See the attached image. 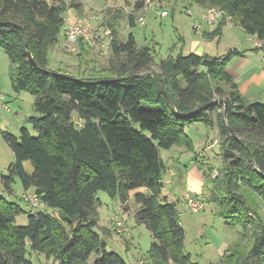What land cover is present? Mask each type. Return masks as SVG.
<instances>
[{"label": "trees", "instance_id": "1", "mask_svg": "<svg viewBox=\"0 0 264 264\" xmlns=\"http://www.w3.org/2000/svg\"><path fill=\"white\" fill-rule=\"evenodd\" d=\"M191 1L206 11L221 8L264 49V0ZM143 4L138 0L135 11ZM76 5L0 0V48L10 59L13 88L34 98L36 114L29 121L38 132L34 137L23 127L19 138L2 134L15 157L2 179L12 193L18 178L45 206L25 211L0 197V264H34L29 250L58 264H91L94 255L93 264H130L109 252L95 231L101 190L122 206L134 197L135 219L154 237L152 264H201L185 252L177 203L162 196L166 166L160 153L181 142L190 145L185 130L198 122L217 126L223 167L212 179L213 199L226 223L240 227L237 240L209 264H264V103L245 98L226 71L227 61L240 52L224 59L181 52L162 59L155 70L152 47L138 46L133 34L122 40L123 14L116 11L108 19L112 54L106 69H92L88 78L54 72L49 53L66 12ZM226 26L222 19L208 35L221 40ZM104 73L109 77H101ZM25 161L32 162L33 173ZM219 188L224 194L215 191ZM23 214L28 223L19 225Z\"/></svg>", "mask_w": 264, "mask_h": 264}, {"label": "rangeland", "instance_id": "2", "mask_svg": "<svg viewBox=\"0 0 264 264\" xmlns=\"http://www.w3.org/2000/svg\"><path fill=\"white\" fill-rule=\"evenodd\" d=\"M99 1L87 0L86 2L83 0L85 7L83 13H80L76 8L67 11L65 15L67 21L62 28L57 43L51 48L49 53L48 66L50 70L69 74L76 78H88L92 77V74H90L92 69L102 70L108 67L110 58L101 54L106 50L105 47H99L97 50L88 49L87 51H89L88 54L91 58L82 60L78 50L80 42L72 44L65 37L66 29L76 17H89L101 11L100 5L97 4ZM188 1L190 2V0ZM175 11L176 13L173 11V8L169 9V16L167 17H160L156 11H151L146 15L145 26L138 25L128 31V27H125L127 25L123 23L124 19H122V26H120L122 40H126L129 34L133 33L137 39L138 46L152 47L154 50L152 55L155 60L152 68L155 70H159L158 63L170 55L177 56L181 52L185 55L190 54V42L194 39L203 41L204 39L201 34L205 27L209 28L208 25L203 23L201 31L197 32L195 30V18L200 17L199 15L202 12L196 4L191 3L190 5L185 1H181L177 4ZM102 17H104V13ZM223 34H226V36L224 37ZM99 35L103 37V31ZM205 38L206 41L204 43L208 46L207 52L210 54H208L209 56L224 59L235 50L240 52V55L236 56L237 58L235 54L226 64V71L230 75H238L237 79L236 77L234 79L239 88L243 87V80L248 78L247 68L262 70L258 67L262 68L264 66V49H259L256 46V39L249 37L239 26L235 24L226 26L223 29L221 40L219 38ZM74 46L75 50L65 52L66 47L72 48ZM254 65L256 67H252ZM100 75L103 78L109 77V74L105 73ZM243 89L245 93L243 96L245 98L253 102L264 103V95L254 97V93L262 94L264 80L256 88L252 87L250 90ZM3 93L11 101L10 105L9 103L8 105L10 108L11 106L13 108L12 112L4 114L5 117H12L15 113L14 106L18 108V105L22 106L26 114L30 116L32 113H35L34 98L28 91L16 92L13 88L10 92L3 91ZM16 93H20V98L17 97ZM28 123H30L29 120L25 123V127L29 129L32 136H37L38 132L31 126V123ZM185 133L190 139V145L186 142H181L175 144L169 150L160 149L161 157L166 166L164 173L165 186L162 196L167 197L169 202L177 203L181 222H184L182 225L186 231L185 252L192 255L193 261L207 264L210 261H216L217 258L214 250L208 244L219 245L222 240L230 241L233 236H237L240 227L231 226L226 223V220L218 214L220 208L213 199L214 186L212 179L221 176L223 167L221 146L218 144L214 148L210 147L211 141L217 139L220 142L217 126L215 125L214 128H211L198 122L188 126ZM12 135L19 138L20 130L12 131ZM0 145L2 146L0 156V197L18 204L25 211H29L24 199L25 190L20 180L16 178L12 193L8 192L4 185L2 176H8V168L15 161V157L3 138H0ZM24 165L29 174L33 173L34 168L31 161H25ZM211 168H213L212 172ZM142 190L148 193L146 189ZM215 191L218 194L223 193L222 188ZM27 192L33 193L34 191L30 189ZM97 197L100 199L101 205L99 206L98 227L95 231L107 243V250L121 255L130 264H137L139 261H143V264H152L149 252L154 242V237L146 225L136 221L135 212L138 205L134 197L129 200L126 206H122L120 201L117 198H113L106 190L99 191ZM199 197L206 200L204 209L196 214L185 212V201ZM125 207H127V211H125ZM37 210L44 211L45 208ZM48 212L59 218L58 213H55L52 209H49ZM262 213L264 217V210ZM116 215L122 217L128 227L129 234L127 237H120L114 232L112 219ZM245 245L248 246L250 244L246 242ZM28 258L34 264H58L54 260H48L44 255L30 250ZM96 258L95 255L91 257L90 263H94Z\"/></svg>", "mask_w": 264, "mask_h": 264}, {"label": "crops", "instance_id": "3", "mask_svg": "<svg viewBox=\"0 0 264 264\" xmlns=\"http://www.w3.org/2000/svg\"><path fill=\"white\" fill-rule=\"evenodd\" d=\"M72 1H74L76 4H78V6L76 5L74 7L80 13L81 12L83 13V11L85 9L83 0H72ZM84 1L87 2V0H84ZM137 1L138 0H100L99 3H97V4L100 5V7H101V14H102V16H103V13H104V17H102V18H103V21L106 22V24H108V19L113 15L114 12H116V11L122 12L123 19H124L123 20V23H125V25H127L125 27H128V29H127V31H128L129 29H131V28L136 27V26L139 25V22H138V13L139 12L138 11H135ZM166 1L169 4H172L170 6V9L173 8V11L175 13L177 11V10L175 11V9L177 7V4H179V2H181V1H185L187 4H190V5H191V3L194 4L191 0H190L191 3L188 0H180L178 3H176L175 0H166ZM196 6H198V8L201 9L202 12L199 15V16H201L206 10L204 8H201L197 4H196ZM69 10H71V9H69ZM132 16L134 18V22L132 21V19H130V17H132ZM126 23H128V24H126ZM132 23H135V26H132ZM121 24H122V21H121ZM206 25H208V24H206ZM208 26H209V28L205 27L204 31L201 34L202 38L204 39L203 41L202 40H198V39H194V40H192L190 42L191 43L190 44V47H191V52L190 53H196L198 55H205V54L208 55L209 54L207 52L208 51V46H207V44L204 43L206 41L205 40L206 39L205 37L211 38L208 34L209 33H212L218 27V25H216V26L215 25H208ZM96 34L98 35V33H96ZM131 34H133V33H131ZM98 36H100V35H98ZM223 36L225 37L226 34L225 35L223 34ZM65 37H66V33H65ZM107 43H108V41H104L103 44L104 45L105 44L107 45ZM256 46H258L257 45V40H256ZM83 47H84V51H81L80 45L78 47V50H79L80 54L81 53H83V54L85 53L84 54L85 60L91 58V56H89V54H88V52H89V51H87L88 49L89 50L90 49H95V50L98 49L96 47L89 48L85 44H83ZM68 50L69 51L70 50H75V46L72 47V48L71 47H66L65 52L67 53ZM108 51H109L108 57L110 58V56L112 54L111 43L108 46ZM244 67L246 68L245 65H244ZM252 67H256V66L254 65ZM9 68H10V59H9L8 55L5 53V51L0 48V95H4L5 96V94L3 93V91H7V92L9 91L10 92L13 89L12 81H11V78H10V75H9ZM258 68L259 69H262V70L259 71L257 68L252 69L250 67L246 69L248 78H245L243 80V87L242 88L241 87L239 88L240 92L243 95L245 94L243 88H246V89H249L250 90L252 87L253 88H256L259 83H262L263 82V80H264V66L262 68H260V67H258ZM232 76L233 77H236V79L238 77V75L235 76L234 74H232ZM261 93L262 94H255L254 93V97H260V96L264 95V90ZM16 94H17V97L20 96V93H16ZM6 101L10 105L11 101L8 99V97L6 98ZM250 101H252V100H250ZM14 107H15L14 108L15 109L14 110L15 113L12 115V117H9V118L4 116V114H9V113H7V112H5V111H3V110L0 109V126L3 128V130H4L5 133L7 132V133L12 134V131H19V130H21V128L25 127V125H26L25 123L32 116H34L36 114V113L29 112V113H32L31 116H30L29 114H26V112L24 111V109L22 108V106L18 105V108H17V106H14ZM11 108H12V106H11ZM12 111H13V108H12ZM28 124H30V123H28ZM0 138H3V140H4V137L3 136L0 137ZM4 142L6 143L5 140H4ZM1 148H2V146L0 145V156H1ZM184 211L185 212H189L188 209H187V207L185 206V203H184ZM218 214H219V212H218ZM203 218H204V216H203ZM16 221H17V224H19V225H26L28 223V215L27 214H23V215L17 217ZM183 223L184 222H182V224ZM238 236H239V231H238L237 236H233L231 238L232 240L230 239V241H228V240H222L219 245H216V244L209 245L208 244V246L211 247L214 250V253H215L216 257H217L216 258V261L219 260L225 254V252L227 251V249L237 240ZM212 262H215V261H210L207 264L212 263ZM91 264H93V263H91Z\"/></svg>", "mask_w": 264, "mask_h": 264}, {"label": "built area", "instance_id": "4", "mask_svg": "<svg viewBox=\"0 0 264 264\" xmlns=\"http://www.w3.org/2000/svg\"><path fill=\"white\" fill-rule=\"evenodd\" d=\"M172 4H169L166 0H144L143 8L138 13V22L139 25H146V15L151 11H156L160 17L169 16V9ZM67 13V12H66ZM66 15V14H65ZM193 15V14H191ZM222 19L225 20L227 26H232L233 21L232 17L227 15L225 11H223L219 7H214L205 11L200 17L195 18V30L201 31L202 24L208 25H219ZM67 21V17L65 16V22ZM103 31V37L98 36L99 33ZM98 33V35L96 34ZM66 38L68 42L72 44H78L82 41L89 48H99L105 47L106 50L101 54L103 56H108V46L111 43L112 39V30L103 21L101 11L97 14L89 17H76L73 22L66 29ZM104 41H108L105 46ZM257 45L261 46V44L257 41ZM0 109L6 112H11V108L6 101V97L4 95H0ZM4 133L3 128L0 126V137ZM219 144V141L216 139L211 141L210 147L214 148ZM24 199L27 204V207L30 211H36L40 207H45L44 203L40 200L39 196L35 193L25 192ZM206 200L204 198H195V199H187L185 202V206L188 211L192 214H196L201 212L205 207ZM112 227L114 232L120 236L125 237L129 234V229L126 226L123 218L119 215H116L112 219Z\"/></svg>", "mask_w": 264, "mask_h": 264}, {"label": "bare ground", "instance_id": "5", "mask_svg": "<svg viewBox=\"0 0 264 264\" xmlns=\"http://www.w3.org/2000/svg\"><path fill=\"white\" fill-rule=\"evenodd\" d=\"M12 111V110H11ZM6 112V111H5ZM40 208H42V207H40Z\"/></svg>", "mask_w": 264, "mask_h": 264}, {"label": "clouds", "instance_id": "6", "mask_svg": "<svg viewBox=\"0 0 264 264\" xmlns=\"http://www.w3.org/2000/svg\"><path fill=\"white\" fill-rule=\"evenodd\" d=\"M30 211V210H29Z\"/></svg>", "mask_w": 264, "mask_h": 264}, {"label": "water", "instance_id": "7", "mask_svg": "<svg viewBox=\"0 0 264 264\" xmlns=\"http://www.w3.org/2000/svg\"><path fill=\"white\" fill-rule=\"evenodd\" d=\"M100 82V81H99Z\"/></svg>", "mask_w": 264, "mask_h": 264}]
</instances>
